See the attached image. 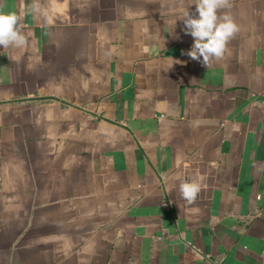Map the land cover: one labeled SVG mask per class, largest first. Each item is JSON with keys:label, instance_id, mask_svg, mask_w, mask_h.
<instances>
[{"label": "crops", "instance_id": "1", "mask_svg": "<svg viewBox=\"0 0 264 264\" xmlns=\"http://www.w3.org/2000/svg\"><path fill=\"white\" fill-rule=\"evenodd\" d=\"M33 2L0 0L29 38L0 46V264H264V0L208 68L192 0Z\"/></svg>", "mask_w": 264, "mask_h": 264}, {"label": "clouds", "instance_id": "2", "mask_svg": "<svg viewBox=\"0 0 264 264\" xmlns=\"http://www.w3.org/2000/svg\"><path fill=\"white\" fill-rule=\"evenodd\" d=\"M191 4L196 6L195 12L198 15L190 14L187 7L178 18L183 20L184 33L190 35L194 40L190 50L182 52V54L208 68L213 61L223 58L228 43L240 29L230 12L231 0H192ZM30 9L33 12L41 10L37 0H34L30 5ZM21 20L22 17L14 12L0 11V46L4 49L28 47L29 38L23 32ZM148 31V27L145 26L143 32L147 34ZM173 63L182 62L172 59ZM200 179L202 180L203 177ZM200 191L201 183L190 177H186L179 184L180 195L189 204L196 201Z\"/></svg>", "mask_w": 264, "mask_h": 264}]
</instances>
